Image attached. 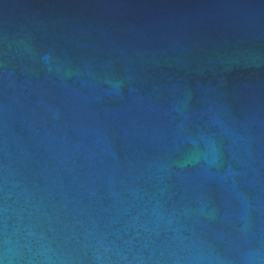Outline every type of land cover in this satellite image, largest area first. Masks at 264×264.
<instances>
[{
	"label": "water",
	"instance_id": "95a60500",
	"mask_svg": "<svg viewBox=\"0 0 264 264\" xmlns=\"http://www.w3.org/2000/svg\"><path fill=\"white\" fill-rule=\"evenodd\" d=\"M0 264H264V0H0Z\"/></svg>",
	"mask_w": 264,
	"mask_h": 264
}]
</instances>
